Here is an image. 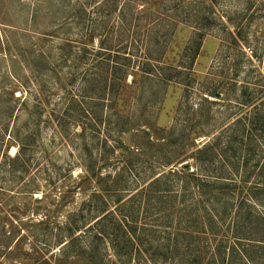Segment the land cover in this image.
<instances>
[{"label":"rangeland","instance_id":"obj_1","mask_svg":"<svg viewBox=\"0 0 264 264\" xmlns=\"http://www.w3.org/2000/svg\"><path fill=\"white\" fill-rule=\"evenodd\" d=\"M261 239L264 0H0V264H264Z\"/></svg>","mask_w":264,"mask_h":264},{"label":"trees","instance_id":"obj_2","mask_svg":"<svg viewBox=\"0 0 264 264\" xmlns=\"http://www.w3.org/2000/svg\"><path fill=\"white\" fill-rule=\"evenodd\" d=\"M160 17V16H159ZM166 19V17H165ZM170 19V18H169ZM169 19L167 20V22L169 23V28L164 25V22L163 21H156V23H154L152 26H150L149 28V31L153 34L156 33V30L159 26H164L165 30H167L166 32H170V33H174L175 32V28L176 26L178 25L179 22L183 21V20H180L178 19L177 17H174L172 19V21H169ZM159 20V18H158ZM158 22V23H157ZM156 51H158L157 49H155ZM121 54H119L117 56V61L115 62V65H119V66H115L116 68H119L120 70H123L124 71V75H126L127 71H128V68L131 66V63L133 62V59L132 57H130L129 55H123V56H120ZM163 56L164 55H161V54H157V53H154V52H149L148 54H146L145 56V59L143 61V72L149 76H151L152 74H155L158 70L160 69H163V67L161 66L160 62L161 60L163 59ZM144 58V57H143ZM119 59H123V61H120ZM161 66V67H160ZM168 66H171L172 68L174 67L173 65H168ZM109 68V66L107 67V69ZM177 68V67H176ZM124 75H123V79H124ZM173 76H176V75H172ZM166 78V77H165ZM170 79V78H168ZM173 79V78H171ZM125 80V79H124ZM93 81V80H91ZM201 150H199L200 152ZM188 164L184 165V168L183 169H179V170H174V171H170L169 176L170 175H175V174H182L184 175L185 177H198L197 176V173L194 171L192 172H189L188 171ZM161 180L160 176L159 177H156L154 182L157 183ZM220 180V179H219ZM224 181V182H222ZM222 181H216V183L219 184V186L217 187L218 190L222 191H227L229 189V186L230 185L229 183H226L227 181L226 180H222ZM198 184V183H197ZM242 185V183H241ZM243 186V190L246 189V186L245 185H242ZM228 188V189H227ZM102 218H100L101 220ZM105 218H103L104 220ZM99 220V221H100ZM132 231L134 232V234L136 233L135 229L133 228V226H130V229L126 230L125 232L127 233V231L129 232ZM72 235V233H71ZM261 240H264V239H261ZM112 244H113V248L114 250L117 252L118 256L121 258L122 256V251H120V248L118 246L119 243H117V241H115L113 238H112ZM139 254H141V251H139ZM122 259V258H121ZM131 261L132 260H125L126 264H131ZM119 264H124L123 262L120 261ZM132 264H142L139 260H136L134 261Z\"/></svg>","mask_w":264,"mask_h":264}]
</instances>
